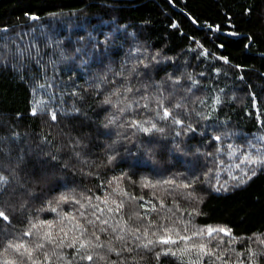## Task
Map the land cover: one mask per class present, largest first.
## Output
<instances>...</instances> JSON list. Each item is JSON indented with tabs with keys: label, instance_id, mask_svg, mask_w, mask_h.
Listing matches in <instances>:
<instances>
[{
	"label": "trees",
	"instance_id": "1",
	"mask_svg": "<svg viewBox=\"0 0 264 264\" xmlns=\"http://www.w3.org/2000/svg\"><path fill=\"white\" fill-rule=\"evenodd\" d=\"M172 1L0 0V264H264V0Z\"/></svg>",
	"mask_w": 264,
	"mask_h": 264
},
{
	"label": "snow or ice",
	"instance_id": "2",
	"mask_svg": "<svg viewBox=\"0 0 264 264\" xmlns=\"http://www.w3.org/2000/svg\"><path fill=\"white\" fill-rule=\"evenodd\" d=\"M33 19H35V17H33ZM175 27V25H173ZM127 91H131V88L127 89ZM163 113H164V117H167L168 115H170L169 111L167 108L163 109ZM53 119H55V115L53 114L52 116ZM174 123H182L181 121L179 120H175ZM135 126V125H134ZM140 127V130L144 131V132H151L153 131V129H156V125L155 124H152L151 127H143L142 125H139ZM158 131H162V129H157ZM216 139H219V137H216ZM7 183V177H5L3 174H0V186H3L4 184ZM165 183H169L168 181H165ZM185 187H188V185H185ZM124 195H127V193H124ZM89 200L91 199L90 197L88 198ZM139 199L143 200V197H140ZM67 200V197L64 196V195H61L60 197H58L57 199V202H61V201H66ZM77 203H79V201H77ZM143 207V205H141ZM123 207L122 204H117L116 205V211H120V209ZM154 210V209H153ZM53 211H55V209H53ZM100 212H103L104 210L103 209H99ZM108 211H112V209H108ZM95 214V213H93ZM81 215H83V213H81ZM0 217H2L4 220H8L9 218L5 215V213L0 210ZM73 219H75L73 217ZM97 219H99V217H97ZM52 222H48V221H42L40 222V224H32L31 227L23 233V235L25 236H36L39 238V240H43V241H46L47 243H50V244H56V240L55 238L51 235L50 232H45L43 234V236L41 237L40 236V233L39 232H34L33 230L34 229H37L38 227H40L41 225H51ZM87 223L89 224H94V221L92 220H88ZM104 224H107V220L103 221ZM82 227V226H81ZM87 229H84L82 228L81 230V236H83L84 232H86ZM102 231H106V229H102ZM137 231H139V229H137ZM171 230L170 229H167L165 228L164 229V232L165 233H169ZM205 230L204 229H201L199 232L197 233H194V235H201L203 234ZM61 232H63V229H61ZM215 232H224L226 235H230L231 232L230 230H226V229H223V228H220V229H215V228H212V227H209L207 228V233H208V236L211 237L213 233ZM93 235H95V233H93ZM118 239H122V237H117ZM61 239V243L59 245H57L58 247L59 246H63V237L60 238ZM96 239L98 240L99 237H96ZM181 240H191L192 237L191 236H183V237H180ZM154 243H160V244H175L177 243L176 240H173L171 238L170 235L168 236H160L156 241H152V240H149L147 244H144L143 247L147 248L149 247V245H152ZM44 243L42 242H36L35 243V247L34 248H29L25 243H20V242H16V243H13L11 240L8 241L7 243V247L4 249L5 251H7V248H12L13 250H15L16 252L20 253V255H27L28 259H32L33 257V253L35 252L36 249H42L44 248ZM68 247H73V248H77V255L80 256V250H84V249H87V248H90L92 247L93 245L85 240L83 242H80L78 247H77V242L75 240H73L71 243H69L67 245ZM96 247H103L104 245H101V244H97L95 245ZM194 247H197L199 252L203 253V254H206V255H213L214 253L207 249V246L205 244H200L198 246H194ZM23 250V251H21ZM113 251H115V249H111ZM173 255H175L176 253L173 252L172 253ZM157 255H159V253H157ZM253 255H255L253 253ZM45 258L47 259V254H45ZM219 259V257H217ZM80 259H86L88 261H91L93 260V256L90 255V254H87L85 253L84 255L80 256ZM14 264V262H13ZM33 264H36V262L34 261Z\"/></svg>",
	"mask_w": 264,
	"mask_h": 264
},
{
	"label": "water",
	"instance_id": "3",
	"mask_svg": "<svg viewBox=\"0 0 264 264\" xmlns=\"http://www.w3.org/2000/svg\"><path fill=\"white\" fill-rule=\"evenodd\" d=\"M170 1V3L174 6V7H176V8H178V6L177 5H175L174 3H173V1L172 0H169Z\"/></svg>",
	"mask_w": 264,
	"mask_h": 264
},
{
	"label": "rangeland",
	"instance_id": "4",
	"mask_svg": "<svg viewBox=\"0 0 264 264\" xmlns=\"http://www.w3.org/2000/svg\"><path fill=\"white\" fill-rule=\"evenodd\" d=\"M33 17H35V18H36V16H33Z\"/></svg>",
	"mask_w": 264,
	"mask_h": 264
}]
</instances>
